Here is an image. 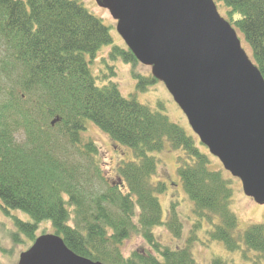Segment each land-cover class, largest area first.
I'll list each match as a JSON object with an SVG mask.
<instances>
[{
  "label": "trees",
  "instance_id": "1",
  "mask_svg": "<svg viewBox=\"0 0 264 264\" xmlns=\"http://www.w3.org/2000/svg\"><path fill=\"white\" fill-rule=\"evenodd\" d=\"M242 35L264 77V0H215ZM112 58L139 63L127 46L113 44L110 27L78 0H0V201L32 221L15 219L13 242L35 241L48 221L76 254L104 264H201L191 249L204 221L209 240L245 259L264 262V222L238 233L234 187L179 124L159 110L125 96L117 83L97 84L90 64L103 47ZM137 91L159 81L134 71ZM91 120L134 155L108 182L97 143L84 136ZM181 149L177 173L195 215L186 237L176 203L166 219L155 180L153 153ZM179 240L164 244L154 229ZM136 233L145 246L125 255ZM175 240V241H176ZM0 250L7 251L0 243ZM210 264H235L214 257Z\"/></svg>",
  "mask_w": 264,
  "mask_h": 264
},
{
  "label": "water",
  "instance_id": "2",
  "mask_svg": "<svg viewBox=\"0 0 264 264\" xmlns=\"http://www.w3.org/2000/svg\"><path fill=\"white\" fill-rule=\"evenodd\" d=\"M136 59L151 67L194 133L245 195L264 205V77L214 0H100ZM17 264H104L56 233L38 236Z\"/></svg>",
  "mask_w": 264,
  "mask_h": 264
},
{
  "label": "rangeland",
  "instance_id": "3",
  "mask_svg": "<svg viewBox=\"0 0 264 264\" xmlns=\"http://www.w3.org/2000/svg\"><path fill=\"white\" fill-rule=\"evenodd\" d=\"M90 12L101 18L104 24L110 27L113 44L126 46L122 37L116 29L117 21L111 16L109 10L102 7L98 0H78ZM218 10L222 16H226V8L217 3ZM242 47L250 56L251 51L241 34H238ZM111 46L103 47L96 55L95 60L90 64V70L96 78L97 84H106L109 81L118 84L121 92L128 96L135 94L136 99L149 106L152 110H159L169 116L170 120L179 124L188 135L192 136L198 147L206 152L211 160V167L221 170L225 178L231 179L234 187V197L232 209L236 213L239 221L238 233L244 232L250 225L264 222V205L257 203L253 198L245 195L242 189L241 182L238 178L233 177L227 170L224 169L222 163L205 147L199 140L191 128L187 117L183 113L179 105L174 101L172 95L167 90L163 82H158L155 85L148 86L145 91H137V80L135 79L134 71L143 75H151V67L142 63H138L135 68L132 63L125 62L122 58H112L109 54ZM85 137L92 138L100 148L101 164L105 173V178L108 182L117 180V166L122 161H130L135 157L129 147L115 144L104 132H102L94 122L87 121V130L84 133ZM163 151L153 153L158 158L159 171L155 180H161L166 183L167 191L163 195H159L163 218L166 219L171 208V203H176V211L184 225V235L188 236L194 223L193 202L186 195L180 177L177 173L178 157L184 156V152L180 149H171L167 145ZM0 201V243L7 251L0 250V264H17L20 254L29 249L33 244L31 240H27L24 236L18 243L13 242L10 237V232L15 227V219L23 221H32V217L19 209H8L7 211L1 207ZM210 230V225L206 221L202 223L201 229L196 231V241L193 244L191 252L194 258L201 264H210L214 257H222L231 263L235 264H264L263 261H256L255 252H249V259L243 257L241 251L230 252L223 243L213 242L209 240V235L204 231ZM43 233H53V228L50 222L44 221L39 224L36 235ZM154 233L164 244L174 245L179 240H176L166 227H158L154 229ZM176 240V241H175ZM145 246L143 239L134 233L127 241L124 247L125 255L139 247ZM169 245V246H170Z\"/></svg>",
  "mask_w": 264,
  "mask_h": 264
}]
</instances>
